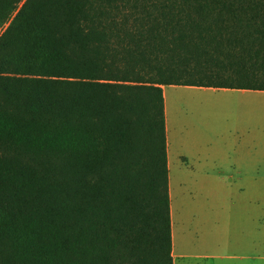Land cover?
<instances>
[{
    "label": "trees",
    "instance_id": "16d2710c",
    "mask_svg": "<svg viewBox=\"0 0 264 264\" xmlns=\"http://www.w3.org/2000/svg\"><path fill=\"white\" fill-rule=\"evenodd\" d=\"M0 30V264H173L162 86L264 91V0H0Z\"/></svg>",
    "mask_w": 264,
    "mask_h": 264
},
{
    "label": "crops",
    "instance_id": "0c3cea01",
    "mask_svg": "<svg viewBox=\"0 0 264 264\" xmlns=\"http://www.w3.org/2000/svg\"><path fill=\"white\" fill-rule=\"evenodd\" d=\"M206 89L241 93L242 96L236 99L238 106L241 107L245 105L250 107V102L261 92L264 93L260 90L193 85L170 84L162 86L173 264H192L187 262V259L191 260L193 264H216L217 259L223 260L224 258L222 253H218L224 245H216L215 252L209 255L191 254L188 250H184L183 245H180L182 237L178 232V211L176 207H173L175 185H208L212 183L229 185L228 195L235 200L233 205L237 207V203L244 199V195L240 192L254 186L259 180L264 182V133L257 135L254 130L250 129V123L255 120V116L237 114L234 118L238 123L235 124L232 132L218 136L209 134L201 128V120L203 119V123L206 124L210 105L214 101L204 95L203 91ZM186 190L188 192L189 189L186 188ZM246 211L250 215L249 205L246 207ZM244 229L237 231V235L234 230L233 240L226 244L227 249L237 253L227 255V257L236 260L232 264H254V256L250 255V252H254L256 248L254 231L249 227L247 231ZM201 258L211 260L202 262Z\"/></svg>",
    "mask_w": 264,
    "mask_h": 264
},
{
    "label": "rangeland",
    "instance_id": "374dc122",
    "mask_svg": "<svg viewBox=\"0 0 264 264\" xmlns=\"http://www.w3.org/2000/svg\"><path fill=\"white\" fill-rule=\"evenodd\" d=\"M249 80L253 82V79ZM203 93L209 99H214L206 124L203 123V119L201 120V128L209 134L218 136L232 132L238 123L234 118L237 114L254 115L255 120L250 123V129L257 135L264 133L263 92L255 95L257 97L250 102V107L238 106L236 99L242 96L239 92L206 89ZM186 188L189 189L188 192ZM229 189V185L217 183L175 185L173 207L178 211V232L182 237L180 245H183L184 250L196 255L212 254L216 245H224L225 247L218 251L224 258L217 259L216 264H232L236 260L227 255L237 253L227 249L226 244L233 240L234 230L237 235V231L244 228L247 231L249 227L254 231L256 241L255 251L250 252V255L254 256V264H264V182L259 180L254 186L240 192L244 199L237 203V207L233 205L235 200L228 195ZM248 205L251 208L250 215L246 211ZM201 260L203 262L211 259ZM187 262L193 264L189 259Z\"/></svg>",
    "mask_w": 264,
    "mask_h": 264
}]
</instances>
